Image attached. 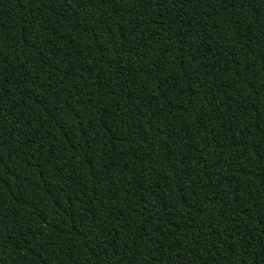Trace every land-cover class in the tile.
I'll return each mask as SVG.
<instances>
[{
    "label": "trees",
    "instance_id": "1",
    "mask_svg": "<svg viewBox=\"0 0 264 264\" xmlns=\"http://www.w3.org/2000/svg\"><path fill=\"white\" fill-rule=\"evenodd\" d=\"M0 264H264V0H0Z\"/></svg>",
    "mask_w": 264,
    "mask_h": 264
}]
</instances>
